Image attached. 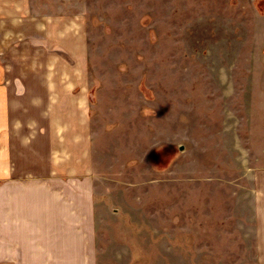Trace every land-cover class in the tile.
<instances>
[{
	"label": "rangeland",
	"instance_id": "1",
	"mask_svg": "<svg viewBox=\"0 0 264 264\" xmlns=\"http://www.w3.org/2000/svg\"><path fill=\"white\" fill-rule=\"evenodd\" d=\"M49 1L85 16L95 264H264V0Z\"/></svg>",
	"mask_w": 264,
	"mask_h": 264
},
{
	"label": "crops",
	"instance_id": "2",
	"mask_svg": "<svg viewBox=\"0 0 264 264\" xmlns=\"http://www.w3.org/2000/svg\"><path fill=\"white\" fill-rule=\"evenodd\" d=\"M35 1L0 0V264H95L85 16Z\"/></svg>",
	"mask_w": 264,
	"mask_h": 264
}]
</instances>
